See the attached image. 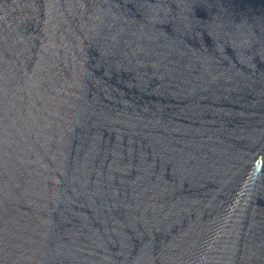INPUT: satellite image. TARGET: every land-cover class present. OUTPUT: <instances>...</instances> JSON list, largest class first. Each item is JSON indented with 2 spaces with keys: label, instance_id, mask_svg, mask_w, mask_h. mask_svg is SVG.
Returning a JSON list of instances; mask_svg holds the SVG:
<instances>
[{
  "label": "water",
  "instance_id": "obj_1",
  "mask_svg": "<svg viewBox=\"0 0 264 264\" xmlns=\"http://www.w3.org/2000/svg\"><path fill=\"white\" fill-rule=\"evenodd\" d=\"M0 264H264V0H0Z\"/></svg>",
  "mask_w": 264,
  "mask_h": 264
}]
</instances>
